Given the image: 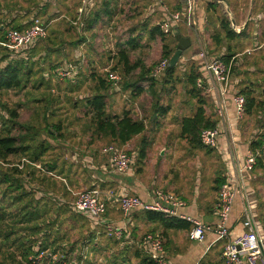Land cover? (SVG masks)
<instances>
[{
    "label": "crops",
    "instance_id": "crops-1",
    "mask_svg": "<svg viewBox=\"0 0 264 264\" xmlns=\"http://www.w3.org/2000/svg\"><path fill=\"white\" fill-rule=\"evenodd\" d=\"M102 1L94 0L91 9L103 10ZM142 1L145 7L142 6ZM169 1L163 0L169 7L178 8L175 1L173 3ZM221 4L215 9L209 0H198L196 14L199 28L190 29L185 26L176 28L177 33L191 38V59L197 62L204 79L208 77L203 75L200 67L197 54L199 43L206 45L210 56L221 57L228 63L234 58L230 75L231 90L226 98L224 117H219L217 103L211 95H207L210 99V104L206 107L207 113L217 119V129L220 132L218 147H213V151H207L194 149L188 143L181 135V121L183 117L194 113L197 101L191 97L194 105L188 109L186 99L182 98L180 103L175 100L176 104L173 108L171 103H168L169 117L167 114L155 120L152 117L151 122L147 119L146 130L132 139L141 137L140 151L145 136L147 150L143 159H140L139 153L131 150L138 157L129 172L121 174L114 171L109 157L102 153V150H95L96 154L92 153L94 151H82L83 156L74 152L69 161V169L62 170L63 174L53 176L58 179V187L62 189L55 187L51 190L65 203L64 207L73 203L71 193L77 188L101 186L117 193L137 195L144 200H150L154 190L162 189L177 194L186 202V206L181 209L183 213L207 223L218 222L216 210L218 178L225 177L226 181H230L238 177L239 166L243 163L256 134V131L255 134H249L251 130L244 125V116L238 117L234 96L241 94L240 91L244 87L257 90L264 79V0H224ZM80 7L81 0H33L32 2L31 0H0L1 29H8L17 24L23 26L36 21L44 22L49 25V33L54 34L52 37L56 38L55 40L64 48L62 54L70 53V59L74 58L80 62L86 57L82 48L98 42L99 38L95 33L98 31L95 30L99 29V26L112 25V30L116 31L117 21L128 19L136 11H142V7L147 17L152 16L157 19V24L164 18L163 8L156 0H113L110 5L112 11L110 17L103 16L93 30L87 31L88 15L82 20L79 19ZM221 9L234 20V25L237 27L235 38H227L221 27L222 14H224L220 13ZM72 33L79 34L82 39V42L74 47L72 45L75 37ZM215 38L220 39L219 43H216ZM44 54L45 52L41 51L34 59H40ZM185 56L186 54L183 58ZM53 57L58 58L57 55ZM49 74L54 79V71L44 72L43 75L48 77ZM107 96L111 105H117L118 97L114 95L113 86L107 91ZM131 109L123 106L122 111L113 114H121ZM190 110V114H185ZM132 112L136 114L135 109H132ZM102 139L97 135L95 138L91 136L88 138L89 143ZM131 141L124 146L129 145ZM214 153H217L220 160L213 157ZM58 168L59 170L63 168L60 163ZM251 174L248 175L246 182V193H238L233 206L230 226L234 236L243 231L242 221L246 208L256 215L264 230V202L261 203L255 195L250 182ZM55 216L56 214H53V217ZM62 218H66L64 211L60 214V219ZM92 222L88 230L83 227L81 221L72 219L73 230L69 232L73 233L75 239L62 243V246L67 245V250L64 251L66 255L74 243L72 248L76 257L69 264H143L144 252L139 243L148 232L162 235L166 255L173 264H224L222 257L224 242L216 241L213 233H210L205 241H193L188 235L189 228L166 227L159 220L149 219L144 210H136L129 218H125L119 204L111 201L101 223L94 225ZM107 226H126V236L120 239L110 238L111 236L104 231ZM83 238H85L83 242L76 243Z\"/></svg>",
    "mask_w": 264,
    "mask_h": 264
},
{
    "label": "rangeland",
    "instance_id": "rangeland-1",
    "mask_svg": "<svg viewBox=\"0 0 264 264\" xmlns=\"http://www.w3.org/2000/svg\"><path fill=\"white\" fill-rule=\"evenodd\" d=\"M32 1L33 0H31V2ZM173 1L177 3L176 5H179L183 0H172V2H169L173 3ZM142 6L145 7L144 1H142ZM223 11L224 10L221 9L220 13L222 14ZM107 23L109 24V22ZM116 23L118 24L116 29L117 32L112 30V25L107 26V24H105V26H99V29L95 30L98 32L93 31V33H97L99 40L95 44H88L82 48L86 57L82 58L79 62L80 75L76 84L75 82L59 81L56 78L52 79L50 74L48 77H44V72L51 73L50 67L56 65L57 62L40 60L35 65L32 64V62H28L30 66H33V74L30 77V81L25 89L0 90V109L4 110L3 106L10 109H17L20 114V120L23 123L36 125L39 130V136L34 144L37 146L44 140L48 141L51 145V148L43 154L40 161L31 159L30 154L12 155L8 158V163L2 160L0 162V167H2L0 174L5 172L12 173L14 168L20 169V171L24 174L22 176L24 179L23 181L30 184V186H33L35 190L37 189L38 193L36 194L40 195V193H44V191H46L45 187L46 189L48 188L52 191L50 186L52 183L57 185L55 186L56 188L62 189L58 187V182H51V178H48V176H51L50 173L46 171V163L48 162L56 161L57 163H60L61 167H63L62 169L68 170L69 161H71L74 152L81 154L84 153L82 151H94L92 153L96 154V151L102 150L103 153V149L110 144H115L119 148L127 151L135 150L137 154L139 153V147L141 145L140 136L136 140H132L127 146H122L119 143H112L109 138H103L102 140H97L93 143H89L88 140L94 128L91 124L92 116L90 114L85 115V100L87 97H90L96 92V87L98 85V80L96 78L100 75L108 80L110 72H114L119 76V82L117 85L111 81L114 88V95L118 97V102L117 105H111L107 96L106 109L108 113H119V111H122V107L124 106L135 109V115L139 117L147 116L148 121L151 122L153 120L152 117L154 111L152 101L154 102L155 100L152 98L151 94L147 92L138 97H134L132 94L135 92V86L130 88L126 87V84L133 83V81L137 79L139 76V68L133 71L130 75H125L123 65L118 64V59L120 49H122L124 45H127L125 49H127L129 53L131 63L140 59V61L146 65V68L152 69L151 74L154 76L156 67L160 65L162 60L165 59L162 58L163 41H161V38L158 37L155 40L150 39L149 28L157 24V19L152 16L147 17L144 8L142 7V11H136L134 14L129 16L128 19L119 20ZM144 24H146V26H144ZM136 35H142V38H139L137 48L130 49L129 47L131 46H129V41L132 38L137 37ZM166 43L171 45L175 53L177 50L176 47H178V41H175L173 34H169L167 36ZM203 48L206 49V45L199 43L197 52L199 53ZM40 50L41 48H38L37 51L34 52V55L36 56ZM190 52H192V50L188 48L180 57L183 60L179 59L177 63L176 76L180 77L184 75L194 61L191 59ZM185 54L186 56L183 58V55ZM165 74L166 69L162 73L154 76L157 77L158 82L154 88L156 95L161 94L162 102L164 104L171 103L172 108L176 104L174 102L175 100H177V103H180L182 98L186 99L188 101L186 102L188 103L186 108L190 109L194 105V101L191 96L186 93V89L183 86L184 82H178L173 79L172 81L174 84L170 83L167 87L172 85L175 87L172 89L173 91L168 90V88L163 84ZM259 85L260 86L258 87L256 94L258 99L264 101V79ZM168 91L172 92L167 94ZM132 109L130 110L131 112ZM190 112L191 110L189 113L185 114H190ZM167 116L169 117L170 114H167ZM47 121L48 124L61 123L62 129L60 130V133L63 137L57 135L56 138H53L48 135L45 128ZM243 122L244 125L251 130L249 134H255L254 131H256L254 137H256L257 134L260 135L264 131V127L262 126L264 124V110L259 108L249 117L244 114ZM55 133L58 132L56 131ZM213 155V157L219 159L217 153H214ZM260 158L263 159V162L262 164L258 163L256 165L251 174L250 182L254 188L255 195L258 197L260 202H264V155ZM30 174H32V176L30 178H26V175ZM53 179L58 181L56 177H53ZM5 189L6 185H0V199H2L3 204H9L10 199H4L2 196ZM84 189L85 188H77L76 191L72 192V200L75 201L77 195ZM13 195L14 193H12V196ZM30 198L32 197L27 198L25 202L22 203H26ZM44 203L45 204L41 210H48V212L45 213L42 220H39L38 222L27 223L26 221L21 220L22 217L17 214L18 216H15L14 218L8 217L5 222L0 224V241L3 244L2 253L0 255V264H49L47 259H38L36 255H30V261L22 258L23 250L21 245L26 238H30L31 235H33L30 227L37 223L42 224V231H39V241L43 239V233L48 234L49 230L52 232L54 231L53 234L57 236L59 233V237H61L62 240L59 242L66 243L75 239L73 233H70L73 230V228H71L73 225L72 219L81 221L83 223V227L90 230L89 221L84 217L75 215L69 207L65 213L66 218H62L59 221L54 220L55 217L52 215L55 214L54 212L56 211L52 209L50 199H47ZM15 207L16 205L13 208L11 206L9 211L16 212L17 210ZM33 208L34 206L30 209V211H33ZM24 211L26 210L24 209ZM104 231H106V228ZM6 236H9V239H5ZM112 237L114 236H111L110 238ZM17 238L20 240L17 241ZM50 238L52 239L53 237ZM79 242L83 241L78 240L76 243ZM57 243L55 242L54 246H51L52 250L60 251L61 254L65 255H63V259H61L59 264H69V262H72L76 257L74 254L75 250H71V253L68 252L67 256L64 253V251L67 250V245L62 246V243L59 245H57ZM83 244L85 246L87 245V243Z\"/></svg>",
    "mask_w": 264,
    "mask_h": 264
},
{
    "label": "trees",
    "instance_id": "trees-1",
    "mask_svg": "<svg viewBox=\"0 0 264 264\" xmlns=\"http://www.w3.org/2000/svg\"><path fill=\"white\" fill-rule=\"evenodd\" d=\"M111 1L113 0H103V10L94 8L90 9L88 13V19L86 22V30L91 31L95 28V26L98 24L99 20L103 19V16L110 17L112 14V11L110 9ZM188 0H183L181 4L178 5V8H171V11H183L185 5L187 4ZM210 4L213 8L216 9L219 5H222L220 2L215 0H209ZM223 9V8H222ZM103 11V12H102ZM224 14L221 19V27L224 30V33L227 38L232 39L236 37V31L232 28L231 19L228 17L227 12L223 11ZM2 23L0 22V41H3L5 39L6 33L11 28H26L31 25H15L11 26L10 28H5L4 30L1 29ZM146 26V24H144ZM183 24H178L172 28V31L170 33H164L161 28V22L159 24H156L149 28L150 33V39L155 40L158 37L161 38V41H163V47H162V58L169 59L172 57L174 51L168 43H166L167 36L169 34H173V37L175 41L176 39V28L183 27ZM146 28V27H145ZM144 28V29H145ZM134 30V29H133ZM180 30V29H179ZM178 30V32H179ZM73 34V33H72ZM54 34H48L46 38H43L39 40L36 45L25 55L22 57H16L13 55L12 51H9L5 47H2L0 45V90H22L25 89L28 82L30 81V77L33 74V66H30L29 63L32 62V64H37L40 60H48L51 62H57L56 65L50 67L51 72L54 71L57 67L62 65L65 61H74L76 63H79V61L70 59V53L63 55L62 51H64V48L61 47V44L57 42L52 37ZM79 34H73V37H76L73 42V47L76 46L78 43L82 42V39L79 37ZM137 37L132 38L129 41V47L130 49H135L138 47V41L139 38H142V35H136ZM218 37V36H217ZM216 43H219V38H215ZM178 45V44H177ZM127 45H124L122 49L119 51V59L118 64H122L125 75H130L133 71L139 68V76L133 83L126 84L127 88H130L132 86H135V92L132 94L134 97L140 96L143 93H150L152 98L155 100L152 101V107H153V118L154 120L159 118L160 116H165L169 110L170 105L164 104L162 102V96L156 95L154 92V88L157 85V77H154L151 74L152 69L146 68V65L143 64L140 59H138L136 62L131 63L129 59V53L127 49H125ZM38 48H41L39 53L41 51L45 52L43 56H40V59H34L35 55L34 52L37 51ZM177 48V47H176ZM57 55V59H54V55ZM61 56V57H60ZM69 57V58H68ZM65 58V59H62ZM29 62V63H28ZM116 68V67H115ZM177 72V64L175 66H167L166 68V74L164 79V86L167 87L170 83H173V79L177 80L178 82H184V87L186 89V93L191 95V97L195 98L197 101V108L194 111L192 115L185 116L182 118L181 121V135L187 139L188 143L194 148V149H201V150H207V151H213L214 148L210 147L208 145H205L202 142L201 134L202 131L206 129H215L217 127V119L215 117H212L211 115H208L206 107L209 106V97L207 94L204 93L202 89H200L197 86V80L202 75L199 69V66L195 61L192 62L190 65L188 71L180 77L176 76ZM94 77V75H93ZM98 80V85L96 87V92L92 94L90 97H87L85 100V106H86V113L85 115L90 114L92 116L91 124L93 126V132L91 136L95 138V135L99 138H109L110 141L113 143H119L120 145L124 146L129 141H131L134 137H136L139 134H142L146 128H147V116L139 117L135 114H133L130 110H125L121 114H109L107 112V91L109 88H111L112 82L106 79L105 77H102L101 75L96 78ZM69 82H72L75 84L77 83V80H68ZM114 83V82H113ZM78 85V84H77ZM76 85V86H77ZM174 85L167 87L168 90L174 89ZM173 91V90H172ZM168 91V93L172 92ZM257 90L251 88V87H244L240 93L245 97L246 99V105H245V114L249 117L255 113L256 110L259 108H262L264 110V101L258 99V96L256 94ZM4 110L0 109V162L4 160L8 163V158L12 155H31V159L35 161H40V158L43 156L45 152H47L51 145L48 143V141H42L37 146L34 144L36 142V139L39 136V130L36 127V125L23 123L20 120V114L17 109H10L5 106ZM46 117V116H44ZM46 132L48 135L52 136L53 138H56L57 135L63 137V135L60 133V130L62 129L61 123H51L45 124ZM264 127V124L262 125ZM55 129V130H54ZM58 133H55V132ZM60 133V134H59ZM56 134V135H54ZM252 150H259L264 148V131L259 135L257 134L256 137L251 141L250 146ZM147 150V138L144 136L142 139V146L139 151V157L140 159H143L145 157ZM127 152L132 153L131 150H128ZM138 157V156H137ZM136 157V160H137ZM263 159L259 157L258 163L262 164ZM257 163V164H258ZM46 171L51 176L48 178H51V182H57L53 179V176L56 174H63L64 169L59 170L58 163L56 161H51L46 163ZM136 164V161H135ZM134 164V165H135ZM2 167H0L1 171ZM36 170V169H33ZM253 172V171H252ZM1 173V172H0ZM14 173V174H13ZM251 174V173H250ZM23 172L20 171V169L14 168L12 170V173L5 172L0 174V185H6V189L3 193V198L10 199L9 204H3L2 199H0V224L6 221L8 217L14 218L15 216H18L19 214L22 219L26 221L27 223H33L38 222L39 220H42V217L47 211L41 210V208L44 206V201L47 199H50L52 209L56 212L55 219L59 221L60 220V214L64 211L67 212L68 207L70 210L75 214L79 215L81 217L86 218L88 221L91 219L83 214L77 213L74 209L72 204L68 207H64L65 203L59 200L55 192L52 190L50 191L48 188L45 190L44 193H40V195H37L38 190L30 186V184L25 183L22 178ZM32 174L26 175L27 177H31ZM226 182L225 177H219L217 181V190L221 188L223 183ZM51 188H55L57 186L55 183L50 184ZM92 188V187H91ZM17 192V193H15ZM12 193L14 195L12 196ZM29 197H32L27 201L25 200ZM15 207L17 210L15 211H9V208L12 206V208ZM33 208V211H30V209ZM24 209L26 211H24ZM24 211V212H23ZM145 211V210H144ZM146 216L151 220H159L161 221L166 227H175V228H189L191 227V224L189 221H186L184 219L178 218V217H169L165 215L164 213L157 212V211H145ZM54 214V215H55ZM53 216V215H52ZM89 221V222H90ZM92 222V221H91ZM90 222V223H91ZM50 224V222H49ZM53 224V223H51ZM31 232L33 235H31L30 238H26L25 241L22 243V258L24 260H29L30 255H37L40 251H51V246H54L55 242L57 245H59L62 242L61 237L53 234L51 230H49V233H43V239L39 241L40 232L42 231V224L37 223L30 227ZM50 237H53L52 239ZM5 239H9V236H6ZM51 239V240H50ZM87 239V238H86ZM17 241L20 240L19 238L16 239ZM85 238L82 239L84 241ZM39 241V242H38ZM72 244V243H71ZM69 244V245H71ZM74 245V243H73ZM73 245L70 247V252L73 250ZM2 247L3 244L0 241V255L2 253ZM68 256V255H67ZM30 261V260H29ZM143 264H154V262L148 257L146 253H143Z\"/></svg>",
    "mask_w": 264,
    "mask_h": 264
},
{
    "label": "built area",
    "instance_id": "built-area-1",
    "mask_svg": "<svg viewBox=\"0 0 264 264\" xmlns=\"http://www.w3.org/2000/svg\"><path fill=\"white\" fill-rule=\"evenodd\" d=\"M163 8L164 18L161 21V28L164 33H170L172 28L178 24H183L190 29H198V19L196 7L198 0H188L183 11H171L163 0H156ZM220 3V0H215ZM94 0H81L79 9V19L88 15ZM198 25V26H197ZM234 30L237 27L232 24ZM49 34V25L44 22L31 24L26 28H11L7 31L5 39L0 41V45L13 52L16 57L25 56L36 43L46 38ZM251 51H248L250 53ZM200 67L204 79L201 75L197 80V86L205 94L211 95L217 103V113L219 117L226 114V98L230 93V75L234 58L230 63L221 57L210 56L208 51L203 48L198 53ZM169 60L164 59L155 69L154 76L162 73L168 66ZM80 63L65 61L54 70V78L59 81L75 80L79 76ZM109 80L115 85L119 82V76L109 73ZM236 112L238 117L245 114L246 99L242 94L234 96ZM219 130L206 129L202 131L201 138L205 145L218 147ZM103 153L109 157L110 164L117 173H127L136 161V154L129 153L115 144L107 145ZM264 155V148L260 150H247L243 163L239 166L238 177L234 180L223 183L218 192L216 210L218 222L216 224L207 223L197 218H193L181 211L186 206V202L177 194L162 189H156L151 194L150 200H144L140 196L130 195L125 192L117 193L112 189L101 186L87 188L81 191L72 206L73 209L83 214L93 221L94 225L101 223L103 215L108 209L111 201L119 204L120 210L125 218L136 210L157 211L169 217H178L187 220L191 224L188 235L193 241H205L210 233L215 235L216 241H223L222 257L224 264H264V230L256 215L250 210L245 209L242 221L243 231L233 235L230 218L238 193H246V182L248 175L255 169L259 157ZM126 226H107L106 232L110 236L122 238L126 236ZM142 251L154 262V264H173L167 257L165 251V241L159 233L148 232L140 241ZM63 255L60 251H40L36 256L38 259H47L49 264H59ZM65 256V255H64Z\"/></svg>",
    "mask_w": 264,
    "mask_h": 264
},
{
    "label": "water",
    "instance_id": "water-1",
    "mask_svg": "<svg viewBox=\"0 0 264 264\" xmlns=\"http://www.w3.org/2000/svg\"><path fill=\"white\" fill-rule=\"evenodd\" d=\"M220 1L224 3V0H220ZM231 21H232V24L234 25V20L231 19ZM176 39L178 41V47H177L176 52L170 58V61L168 64L169 66H175L178 63L183 52L187 50L188 48H190L192 45L191 38L188 36H184L181 33L176 34Z\"/></svg>",
    "mask_w": 264,
    "mask_h": 264
}]
</instances>
